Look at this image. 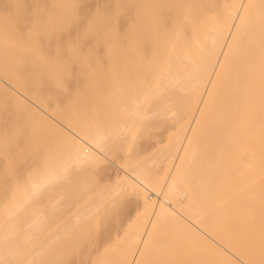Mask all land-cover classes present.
<instances>
[{"label": "bare ground", "instance_id": "bare-ground-1", "mask_svg": "<svg viewBox=\"0 0 264 264\" xmlns=\"http://www.w3.org/2000/svg\"><path fill=\"white\" fill-rule=\"evenodd\" d=\"M174 1L131 0L112 20L109 136L137 131L140 105L124 87L143 66L151 75L145 116L188 113L175 120L169 147L159 149L161 156L169 155L165 172L147 176L155 159H130L122 163V179L102 193L128 194L146 208L128 232L115 234L114 239L122 236L116 264H264V0H183L179 7ZM168 87L185 95L183 105L164 99ZM13 88L65 125L59 115ZM69 124L63 141L68 154L57 168L30 179L34 195L63 180L71 167L101 173L115 162L103 130ZM41 213L32 216L23 238L27 251H20L14 264H56L63 247L77 237L68 236L74 221L42 232ZM161 227L174 233L156 243ZM171 237L184 240L188 251L179 255L175 248L164 249ZM108 243L106 236L90 235L68 264H87Z\"/></svg>", "mask_w": 264, "mask_h": 264}, {"label": "rangeland", "instance_id": "rangeland-1", "mask_svg": "<svg viewBox=\"0 0 264 264\" xmlns=\"http://www.w3.org/2000/svg\"><path fill=\"white\" fill-rule=\"evenodd\" d=\"M130 2L0 0V76L7 81L0 80V264H14L17 254L27 251L24 232L32 216L39 212H42L39 217L42 232L47 233L51 225L74 221L68 236L76 234L77 237L63 247L56 264H68L78 256L90 235L106 236L109 243L106 249L95 252L87 264H116L121 250L118 238L122 236L117 240L115 234L128 232L146 215L143 202L133 196L107 194L104 197L102 193L122 179V163L130 159L138 162L154 158V166L147 176L156 174L158 177L165 172L169 155L161 156L159 151L169 147L175 120L187 117L188 113L180 109L178 118L145 116L149 112L146 94L151 75L143 66L124 87L129 98L138 100L140 105L137 131L130 135L111 134L112 137L107 133L106 114L112 91L108 51L112 20L114 14L124 12ZM174 3L179 7L183 0ZM13 87L59 115L65 125L48 118ZM162 96L166 101H173L172 106L183 105L185 99L184 94L171 87ZM69 122L103 130L107 134L105 138L108 136L112 159L118 164L108 162V168L101 173H90L87 167H71L63 180L35 192L39 196L34 195L30 192L33 189L30 179L47 173L49 168H57L68 154L63 141L68 135ZM147 194L155 196L152 191ZM92 199L94 202L88 211L80 213ZM147 216H151L150 211ZM157 233L156 243H164L165 236L174 231L161 227ZM175 240L171 237L163 248H175L179 255L188 251L184 240Z\"/></svg>", "mask_w": 264, "mask_h": 264}]
</instances>
